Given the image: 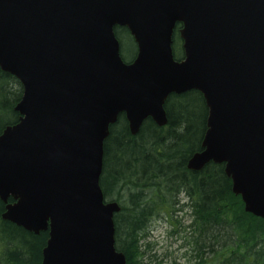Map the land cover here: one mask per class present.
Returning a JSON list of instances; mask_svg holds the SVG:
<instances>
[{
	"label": "water",
	"instance_id": "water-1",
	"mask_svg": "<svg viewBox=\"0 0 264 264\" xmlns=\"http://www.w3.org/2000/svg\"><path fill=\"white\" fill-rule=\"evenodd\" d=\"M115 27L134 37V62ZM0 69L24 88L0 136L2 217L49 231L42 264H127L120 207L100 185L104 142L122 113L133 135L149 118L165 126L167 99L192 90L209 112L188 168L226 163L246 212L264 219V0H0Z\"/></svg>",
	"mask_w": 264,
	"mask_h": 264
},
{
	"label": "trees",
	"instance_id": "trees-1",
	"mask_svg": "<svg viewBox=\"0 0 264 264\" xmlns=\"http://www.w3.org/2000/svg\"><path fill=\"white\" fill-rule=\"evenodd\" d=\"M125 33L130 35L127 29L117 30L122 55ZM14 81L15 77L0 70V112L7 117L5 125H0V135L19 120L15 107L22 90ZM166 110V126L149 119L136 136L121 117L105 143L101 185L105 196L122 206L115 217L117 249L127 264H151L157 255H148L153 247L144 241L152 222L161 214L175 218L171 213L184 196L193 217L189 226L194 233L193 264H207V257L215 264H264V219L245 211L241 197L233 193L225 166L211 163L199 172L187 168L192 155L201 151L207 130L203 95L192 91L172 96ZM119 195L120 200L116 199ZM4 211L0 200V264H42L49 233H29L3 220ZM171 225L181 228L177 219Z\"/></svg>",
	"mask_w": 264,
	"mask_h": 264
},
{
	"label": "rangeland",
	"instance_id": "rangeland-1",
	"mask_svg": "<svg viewBox=\"0 0 264 264\" xmlns=\"http://www.w3.org/2000/svg\"><path fill=\"white\" fill-rule=\"evenodd\" d=\"M179 45V42H178ZM123 56L126 60L130 61L136 56L137 48L136 45L128 34H123ZM178 53H181L180 47L178 48ZM11 83V82H10ZM13 83V82H12ZM15 85V83H14ZM10 84L11 87H14ZM16 86V85H15ZM9 118V117H8ZM7 117L0 112V125H5ZM1 126V127H2ZM117 195V194H116ZM181 197V203L178 204L176 208V212L173 211L171 216H167L166 214H161L159 217L155 218L153 221L152 229L153 235L150 238V242L155 244L153 251L150 254H156L157 258L153 259L151 264H156L157 262H161L162 264H171L176 261L180 264H193L195 263L194 259V250L195 247L193 245L192 239H194V233L187 229V227L192 223L193 217L191 215V209H187V207H182V204L185 202ZM116 199H121L120 195L116 197ZM124 200V197H123ZM183 202V203H182ZM182 209L180 212L179 210ZM179 211V212H178ZM167 216V217H166ZM178 220L184 226L185 231H181V234L178 236H168L166 234L167 227L169 228L171 225V220ZM174 227V226H173ZM177 228V227H176ZM175 228V229H176ZM207 264H215L212 257H207ZM149 257L146 258V263H149Z\"/></svg>",
	"mask_w": 264,
	"mask_h": 264
},
{
	"label": "bare ground",
	"instance_id": "bare-ground-1",
	"mask_svg": "<svg viewBox=\"0 0 264 264\" xmlns=\"http://www.w3.org/2000/svg\"><path fill=\"white\" fill-rule=\"evenodd\" d=\"M172 96V95H171ZM162 264V263H161Z\"/></svg>",
	"mask_w": 264,
	"mask_h": 264
}]
</instances>
